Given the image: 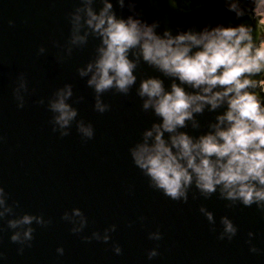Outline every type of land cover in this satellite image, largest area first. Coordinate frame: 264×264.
I'll return each instance as SVG.
<instances>
[{
  "label": "water",
  "instance_id": "water-1",
  "mask_svg": "<svg viewBox=\"0 0 264 264\" xmlns=\"http://www.w3.org/2000/svg\"><path fill=\"white\" fill-rule=\"evenodd\" d=\"M76 3L0 0V184L20 202L19 212L42 213L52 220L47 227L34 225L32 246L23 254L10 241L6 222L0 223V264H264V214L255 206L228 208L216 195L204 199L196 193L193 198L192 192L187 203L176 202L149 187L133 164L129 147L155 117L141 111L135 89L127 96L105 93L110 110L104 114L93 110L94 92L76 69L92 58L98 41L90 38L86 47L74 50L63 62L57 59L61 49L54 43H65L68 14ZM135 9L148 23L158 20L160 33L165 27L176 34L189 28L255 23L248 16L236 19L224 0H175V6L171 0H136ZM116 11L125 18L133 14L127 7ZM41 46L44 54H38ZM21 73L29 91L25 106L18 108L13 89ZM137 75L161 74L142 65ZM164 79L167 87L170 81ZM65 83L73 85V99L84 97L74 106L79 117L93 124V139L82 140L75 124L67 137L52 131L51 113L38 101ZM212 118L214 114L201 118V131ZM201 205L214 213L215 230L200 213ZM74 207L88 217L84 234L115 224L112 239L86 242L73 234L61 217ZM224 215L238 226L231 241L217 238ZM157 229L163 234L160 254L149 260L147 251L156 242L148 233ZM249 231L255 233L259 253L249 251ZM113 243L121 246L122 254L114 253ZM59 246L63 255L56 251Z\"/></svg>",
  "mask_w": 264,
  "mask_h": 264
},
{
  "label": "clouds",
  "instance_id": "clouds-1",
  "mask_svg": "<svg viewBox=\"0 0 264 264\" xmlns=\"http://www.w3.org/2000/svg\"><path fill=\"white\" fill-rule=\"evenodd\" d=\"M224 2L236 19L248 16L255 23L189 28L176 34L165 27L160 33L158 20L148 23L136 13V0H77L68 14L70 31L65 43L54 42L61 49L57 59L63 62L74 50L86 47L90 38L98 41L92 58L76 69L94 92L96 113L111 108L105 93L127 96L135 89L141 111L155 119L129 147V154L151 189L183 203L188 202L190 192L193 198L196 193L204 199L216 195L228 208L255 206L264 214V0ZM171 3L175 6V0ZM116 7H127L133 14L118 16ZM45 52L43 46L38 49V54ZM142 65L161 75L138 78ZM164 78L170 81L167 87ZM28 91L21 73L13 89L18 108L25 106ZM74 95L73 85L65 83L38 103L51 113L54 133L67 137L75 124L82 140L93 139V124L79 117L74 106L84 97L73 99ZM206 114L214 118L201 131ZM20 208V202L0 184V223L6 222L10 241L23 254L32 246L34 225L47 227L52 220L42 213H21ZM199 211L215 230L214 213L204 205ZM61 219L86 242L108 243L117 229L112 224L84 234L88 217L79 207L64 211ZM220 224L217 238L231 241L238 226L228 215L220 217ZM254 236L249 231L246 243L255 254L260 249ZM148 239L156 242L147 251L151 260L160 254L163 234L157 229L148 233ZM112 248L116 255L122 254L118 243ZM56 251L63 255V246Z\"/></svg>",
  "mask_w": 264,
  "mask_h": 264
}]
</instances>
